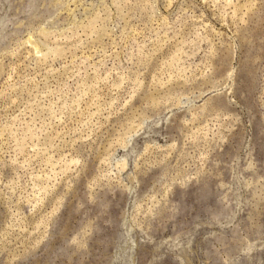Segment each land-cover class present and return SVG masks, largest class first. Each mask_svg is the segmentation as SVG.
Instances as JSON below:
<instances>
[{"label":"rangeland","instance_id":"rangeland-1","mask_svg":"<svg viewBox=\"0 0 264 264\" xmlns=\"http://www.w3.org/2000/svg\"><path fill=\"white\" fill-rule=\"evenodd\" d=\"M0 264H264V0H0Z\"/></svg>","mask_w":264,"mask_h":264}]
</instances>
